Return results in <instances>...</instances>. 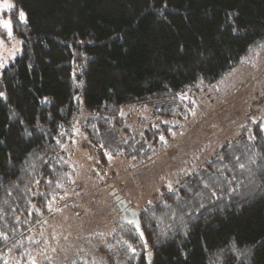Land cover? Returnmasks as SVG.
I'll return each instance as SVG.
<instances>
[{
	"label": "trees",
	"instance_id": "obj_1",
	"mask_svg": "<svg viewBox=\"0 0 264 264\" xmlns=\"http://www.w3.org/2000/svg\"><path fill=\"white\" fill-rule=\"evenodd\" d=\"M10 1L21 51L0 67V264H264V112L133 210L139 230L116 217L75 246L48 231L75 143L100 167L134 160L127 172L157 157L162 119L190 109L183 95L264 48V0ZM145 107L144 126L126 121Z\"/></svg>",
	"mask_w": 264,
	"mask_h": 264
},
{
	"label": "rangeland",
	"instance_id": "obj_2",
	"mask_svg": "<svg viewBox=\"0 0 264 264\" xmlns=\"http://www.w3.org/2000/svg\"><path fill=\"white\" fill-rule=\"evenodd\" d=\"M4 2L0 0V5ZM7 2L11 3L10 0ZM9 12V9L0 7V20H9ZM20 51L21 39L14 33L9 37L7 30L0 25V63L8 64ZM183 98L191 102L183 123L171 118L162 119V123L171 126L167 134H159L157 144L166 149L132 171L127 172L134 160L111 157L107 167H100L81 140L75 143L76 149L71 155L77 164L73 186L57 199L59 209L49 218L48 231L55 244H63L66 240L67 246H75L77 240L81 242L85 237L102 234L116 217H123L114 200L115 194L121 196L128 208L139 209L162 186L175 179L176 171L200 166L215 147L236 133V126L241 121L262 114L264 48L252 62L234 68L212 86L186 92ZM148 113L147 107L132 108L126 121L141 123L142 127L147 122ZM190 123L193 125L185 132L184 128ZM179 124L181 126H175ZM97 171L102 172L99 180L94 176ZM107 173L119 176L112 178ZM102 180L105 181L100 184ZM63 200L70 201L62 205Z\"/></svg>",
	"mask_w": 264,
	"mask_h": 264
},
{
	"label": "snow or ice",
	"instance_id": "obj_3",
	"mask_svg": "<svg viewBox=\"0 0 264 264\" xmlns=\"http://www.w3.org/2000/svg\"><path fill=\"white\" fill-rule=\"evenodd\" d=\"M0 7H2L3 9H12V8L15 7V5L12 4V3H8L7 0H5L3 5H0ZM165 7H166V5H165ZM19 19H20V21H25L26 20V15H25V13L22 10L19 12ZM0 25H2V27L7 30L8 36L11 37L12 34H13L12 33V21L10 19L9 20H0ZM0 67H3V64H0ZM2 95H3V93H0V96H2ZM185 98H187V97H185ZM261 127L264 128V125H262ZM161 139L163 140L164 138L161 137ZM244 167L245 166L243 164H240V168H244ZM233 179H235V177H233ZM167 187H168L169 191H172V187L173 186H172V184L170 182L168 183ZM205 187H208V185L205 184ZM212 195H215V193L213 192ZM149 203H151V201H149ZM200 207H204V205L201 204ZM139 234H140L141 237H143V235H144L143 232H140ZM262 243H264V242H262ZM131 250L133 252H135V248H132ZM31 264H36V260L32 259L31 260Z\"/></svg>",
	"mask_w": 264,
	"mask_h": 264
},
{
	"label": "water",
	"instance_id": "obj_4",
	"mask_svg": "<svg viewBox=\"0 0 264 264\" xmlns=\"http://www.w3.org/2000/svg\"><path fill=\"white\" fill-rule=\"evenodd\" d=\"M114 200L117 202V206L118 208L122 211V214L124 216V218H129L131 219L134 224L135 227L137 229H139V224H138V219L136 214L133 212L132 209L127 207V204H125L124 200L121 198V196L119 194H115L114 195ZM138 226V227H137ZM141 231H139L140 233ZM143 238V237H142Z\"/></svg>",
	"mask_w": 264,
	"mask_h": 264
}]
</instances>
